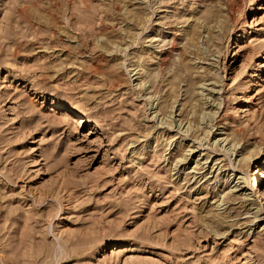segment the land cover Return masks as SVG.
<instances>
[{
    "label": "rangeland",
    "instance_id": "374dc122",
    "mask_svg": "<svg viewBox=\"0 0 264 264\" xmlns=\"http://www.w3.org/2000/svg\"><path fill=\"white\" fill-rule=\"evenodd\" d=\"M0 264H264V0H0Z\"/></svg>",
    "mask_w": 264,
    "mask_h": 264
},
{
    "label": "bare ground",
    "instance_id": "6f19581e",
    "mask_svg": "<svg viewBox=\"0 0 264 264\" xmlns=\"http://www.w3.org/2000/svg\"><path fill=\"white\" fill-rule=\"evenodd\" d=\"M67 112V111H66ZM67 114V113H66ZM68 114H73L72 112H70V113H68ZM75 115H77V114H75ZM76 121H78L77 123H78V125L80 124V123H83L84 121H85V119H84V117L83 116H79L78 115V118L76 119ZM207 135V134H206ZM201 138V137H200ZM185 159V158H184ZM196 164H195V167L194 168H196L197 167V165H198V163L197 162H195ZM214 163H216V161L214 162ZM219 165V164H218ZM218 165H216V168L217 169H220L221 168V165L220 166H218ZM213 166H214V164H212L211 165V170H212V168H213ZM204 167V164L202 165V166H200L199 168H203ZM194 175H192V177H193ZM244 177V176H243ZM198 178V177H197ZM262 178V176L259 174V172L257 171V173H256V175H255V177H254V180H252V183H254V182H256V181H259V179H261ZM209 179V178H208ZM244 182H249V180L247 181V179L246 178H244ZM247 199L248 198H240V202L243 204V206L244 207H246V201H247ZM245 203V204H244ZM248 203V202H247ZM251 203V202H250ZM252 204V203H251ZM257 207V206H256ZM259 211V210H258ZM245 212H250L249 211V209L248 210H246ZM256 213V212H255ZM250 215V214H249ZM241 216V215H240ZM256 216H258V214L256 215V214H254V216H252V217H255L256 218ZM219 217V216H218ZM222 217V216H221ZM220 217V218H221ZM227 217V216H226ZM231 218V217H230ZM254 218V219H255ZM219 219V218H218ZM247 221H252V222H254V220L252 219V218H249V219H247ZM248 223V222H247ZM250 224V223H249ZM215 233V232H214Z\"/></svg>",
    "mask_w": 264,
    "mask_h": 264
}]
</instances>
